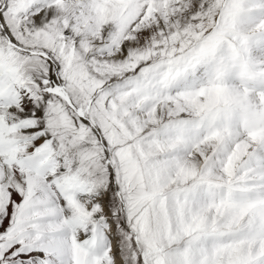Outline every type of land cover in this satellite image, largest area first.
<instances>
[{"label":"snow or ice","instance_id":"6c2138e0","mask_svg":"<svg viewBox=\"0 0 264 264\" xmlns=\"http://www.w3.org/2000/svg\"><path fill=\"white\" fill-rule=\"evenodd\" d=\"M0 264H264V0H0Z\"/></svg>","mask_w":264,"mask_h":264}]
</instances>
